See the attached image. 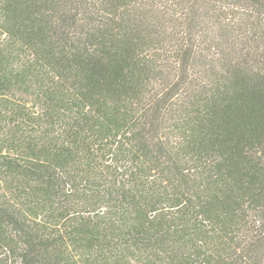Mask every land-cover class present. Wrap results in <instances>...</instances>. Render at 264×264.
Listing matches in <instances>:
<instances>
[{"label": "trees", "instance_id": "trees-1", "mask_svg": "<svg viewBox=\"0 0 264 264\" xmlns=\"http://www.w3.org/2000/svg\"><path fill=\"white\" fill-rule=\"evenodd\" d=\"M0 264H264V0H0Z\"/></svg>", "mask_w": 264, "mask_h": 264}]
</instances>
